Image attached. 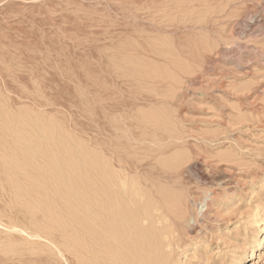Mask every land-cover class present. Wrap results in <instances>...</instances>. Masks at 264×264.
<instances>
[{
    "label": "rangeland",
    "instance_id": "374dc122",
    "mask_svg": "<svg viewBox=\"0 0 264 264\" xmlns=\"http://www.w3.org/2000/svg\"><path fill=\"white\" fill-rule=\"evenodd\" d=\"M113 234L264 264V0H0V264H117Z\"/></svg>",
    "mask_w": 264,
    "mask_h": 264
},
{
    "label": "bare ground",
    "instance_id": "6f19581e",
    "mask_svg": "<svg viewBox=\"0 0 264 264\" xmlns=\"http://www.w3.org/2000/svg\"><path fill=\"white\" fill-rule=\"evenodd\" d=\"M96 158V157H95ZM99 161V160H98ZM95 164V163H94ZM105 166V165H104ZM115 170V169H114ZM75 182V181H74ZM119 182V181H118ZM120 185V184H119ZM122 188V187H121ZM91 192V191H90ZM92 194V193H91ZM88 196V195H87ZM91 196V195H90ZM93 197H94V195H93ZM91 200V199H90ZM90 200H89V202H90ZM93 201H95V198H94V200H92V202ZM96 203H97V201H95ZM90 204V203H89ZM88 204V206L90 207V205ZM92 205H93V203H92ZM96 205V204H95ZM91 209V208H90ZM79 213V212H78ZM89 217V216H88ZM92 218V217H91ZM91 220V219H90ZM93 220V219H92ZM116 221V220H115ZM118 221V220H117ZM94 222V221H93ZM91 223V222H90ZM113 223V222H112ZM90 225V224H89ZM104 227H105V225H104ZM111 239H118V236H117V234H113V235H108V236H103L102 238H101V241H103V243H102V247H101V251L103 252V253H106V255L107 256H110L111 257V259H113V261H114V263H117L118 264V262H122L123 264H125V262L121 259V255L120 256H118L120 253H117V255H116V251H118V248L116 247V246H110V245H108V243H107V241H109V240H111ZM118 244V243H117ZM102 252H100V253H102ZM100 253H99V255H100ZM98 255V254H97ZM102 257V256H101ZM97 258V257H96ZM95 258V259H96ZM103 258V257H102ZM101 258V259H102ZM108 258V257H107ZM110 259V258H109ZM109 259H108V261H109ZM105 260V259H104ZM118 261V262H117ZM104 263H105V261H103ZM102 262V263H103ZM103 263V264H104ZM108 264H109V262H108Z\"/></svg>",
    "mask_w": 264,
    "mask_h": 264
}]
</instances>
